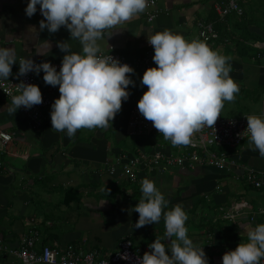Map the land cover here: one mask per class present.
<instances>
[{"label":"crops","instance_id":"crops-1","mask_svg":"<svg viewBox=\"0 0 264 264\" xmlns=\"http://www.w3.org/2000/svg\"><path fill=\"white\" fill-rule=\"evenodd\" d=\"M213 1L156 0L158 15L153 21L147 22L146 9L106 37L110 51L135 63L147 49V30L168 28L191 40L200 39L198 21L213 22L217 30L222 25L227 34L224 31L219 40L208 45L231 53L229 63L233 70L230 75L240 87L236 99L225 103L237 105L239 97H243L247 108L240 116L264 114V92L261 93V104H256L260 97L258 91L264 88V61L253 58L255 48H242L235 43V39L240 40V32L233 35V27L242 17L232 13L227 16L225 24L210 20L214 15L217 18L212 8ZM248 1L241 3L242 8ZM27 3L28 0H0V46H13L18 57L30 55L35 62L62 63L64 52L57 47V41L69 40V30L61 26L54 33L46 28L40 31L39 22L45 18L39 5L37 12L29 17L25 12ZM30 26H35L37 32H31ZM248 29L253 35L261 36L262 41L258 43L264 42V31L254 24H250ZM9 36L13 39L10 40ZM41 39L51 42L47 56L35 51V44ZM252 42L249 40L250 46L255 44ZM72 44L74 50H79L78 42L72 41ZM244 56L250 62L245 61ZM133 68L135 71L129 75L135 84L128 86L130 95L122 102L112 126L79 129L74 137L52 128L51 106L43 109L46 120L42 128L32 130L21 110L13 114L6 110L10 102L0 93V126L13 136L1 156H6L8 161L3 162L0 170V264L17 263L16 256L2 247L8 250L16 248L31 230L38 232L37 247L41 243L73 244L97 250L104 258L116 251L124 239L143 246L164 235L163 218L157 224L134 227L139 213L131 209L142 196L141 183H116L115 178L107 174L109 164L121 150L131 153L148 150L155 141L173 146L170 141L155 135L149 136L155 139L149 144L140 140L125 143L123 140L126 136L134 138L127 133L128 114L132 104L138 102L147 89L146 85H141L146 69ZM18 71L17 62L8 78ZM215 150L226 152L235 161L231 171L175 166L155 172L149 178L170 201L168 207L177 203L184 206L188 213L186 226L189 236L198 246L204 247L209 264H222L223 254L247 239L243 226L264 222V216H257L253 221L249 219L252 212L264 207V157L258 150H253L248 139L235 148L216 147ZM246 169L254 170L263 181L260 188H254L243 180L241 175ZM234 200L242 205L241 216L234 220L213 221L219 208L228 210ZM164 242L169 243L170 238L166 237Z\"/></svg>","mask_w":264,"mask_h":264},{"label":"clouds","instance_id":"clouds-1","mask_svg":"<svg viewBox=\"0 0 264 264\" xmlns=\"http://www.w3.org/2000/svg\"><path fill=\"white\" fill-rule=\"evenodd\" d=\"M38 5L45 18L39 22L40 31L46 28L54 33L66 26L70 32L69 40L57 41L64 52L61 66L57 70L50 61L36 63L30 55L18 57L13 46H0V84L8 81L17 62L18 76L33 71L39 75L43 70L45 83L59 86L60 95L50 112L53 129L74 137L79 129L112 126L122 102L130 95L128 86L135 84L129 75L135 69L111 54L106 37L143 13L149 0H28L26 15L35 14ZM30 31L36 33L37 29L30 26ZM147 40L154 48L155 65L143 73L141 85L147 89L138 100V109L173 146L190 145L194 133L214 127L225 102L234 101L240 92L230 75L231 58L204 40H189L168 28L147 30ZM72 41L79 43V50H74ZM51 47L49 40L41 39L35 51L47 56ZM16 85L14 93L7 92L11 95L6 109L10 114L21 106L31 108L42 103L38 84L21 81ZM246 117L247 127L240 135L264 157V114ZM141 193L131 209L139 213L134 227L157 224L163 218L165 232L149 243L150 251L138 258L139 264H209L204 247L189 236L184 206L177 203L168 207L170 201L147 177L141 181ZM243 227L247 239L227 250L222 264H261L264 259V222ZM166 237L169 243L164 242Z\"/></svg>","mask_w":264,"mask_h":264},{"label":"built area","instance_id":"built-area-1","mask_svg":"<svg viewBox=\"0 0 264 264\" xmlns=\"http://www.w3.org/2000/svg\"><path fill=\"white\" fill-rule=\"evenodd\" d=\"M243 1L214 0L212 8L217 15L216 21L225 24L227 16L232 13L236 14L238 18L242 17L243 8L241 3ZM155 5L156 0H149V6L146 11L147 22L153 21L158 15ZM197 28L200 39L208 44L214 43L220 38V33L213 22L198 21ZM251 47L255 48L253 58L257 61H264V42H257L252 44ZM110 52L114 57L119 58L122 63L126 62L132 67L137 66L146 69L155 65L153 60L154 48L149 43L141 58L136 60L135 63H131L119 53ZM52 64L59 70L61 63ZM17 73L8 78V81L0 84V93L11 103V95H8L7 92L14 93L17 87L16 84L21 81L38 84L42 91V103L33 105L31 108L21 106L19 110L27 116L31 129L39 130L46 120L43 109L51 106L54 102L53 98H57L60 95L59 86L45 83L43 70H41L39 75L34 71L19 76ZM247 123L246 115L240 117H218L214 127H205L203 130L194 133L190 145L171 147V145L166 146L162 141H155L149 151L142 149L136 153H131L127 150H121L114 157L112 163L109 164L107 174L114 177L116 183L126 181L131 184H138L141 183L143 178H149L151 174L162 171L166 167L195 168L199 166L229 172L236 165L235 161L230 159L226 152H218L215 148L231 149L239 146L247 139L240 135L247 127ZM127 133L134 138L154 135L163 138L162 134L153 126V123L140 113L138 102H134L129 111ZM12 139V134L0 126V155L5 152ZM3 166L4 163L0 157V170ZM241 176L243 180L254 188H260L263 185V181L252 169H246ZM242 209V205L234 200L228 210L220 207L213 221L234 220L236 217L241 216ZM257 216H264V207L252 212L249 217L250 221L255 220ZM37 241L38 232L31 230L23 237L16 248L11 250H8L7 247L2 248L16 256V264H139L138 258L142 257L146 251H150L148 247L150 242L143 246H136L131 240L124 239L116 251L109 257L104 258L94 249L87 250L73 244L60 246L56 242L41 243L37 247ZM124 256L127 258H124ZM261 264H264V259L261 260Z\"/></svg>","mask_w":264,"mask_h":264},{"label":"trees","instance_id":"trees-1","mask_svg":"<svg viewBox=\"0 0 264 264\" xmlns=\"http://www.w3.org/2000/svg\"><path fill=\"white\" fill-rule=\"evenodd\" d=\"M216 16H212V18L210 19L211 21L215 20ZM250 24H254L255 26L259 27L261 31H264V0H249L247 3H245L243 5V15H242V19L235 23V27H233V35L237 34V31L240 32V35L238 37V39H240L239 41H237V39H235V43L242 47H250L253 49V47L250 46L249 40H252V43H256L258 41H262L260 39L261 36L254 34L252 32L249 31L248 26ZM222 25H220L219 28L220 29V35L223 36L224 35V31L225 34L226 30L224 27H221ZM218 28V30H219ZM237 36V35H236ZM232 37V36H231ZM241 37V38H240ZM231 41V39H230ZM248 41V42H247ZM240 42V43H239ZM144 138V137H142ZM148 138V137H147ZM212 222V219H211Z\"/></svg>","mask_w":264,"mask_h":264},{"label":"rangeland","instance_id":"rangeland-1","mask_svg":"<svg viewBox=\"0 0 264 264\" xmlns=\"http://www.w3.org/2000/svg\"><path fill=\"white\" fill-rule=\"evenodd\" d=\"M222 54H224V55H226V56H231V53H228L227 51H223V50H221L220 51ZM244 60L245 61H247V62H250L249 60H248V58L247 57H245L244 56ZM231 69L233 70V68H232V66H231ZM231 70V71H232ZM262 92H264V88H262V89H260L259 91H258V93H259V95H260V97H259V99H258V101H257V103L256 104H261V100H262V97H261V93ZM249 97H251L250 95H249ZM240 99H239V102H238V104L237 105H235L234 103H233V105H227L226 103L224 104V107H223V109H222V111H221V116L222 117H229V116H232V117H239L240 115H242L241 114V112H244L245 111V109L247 108V104H246V102H243L242 101V99H243V97H239ZM233 102V101H232ZM232 108V109H231ZM153 139V140H152ZM123 140H125V143L127 142H133V141H135V140H140L141 142H144V143H150V141L152 140V141H154L155 139L154 138H151V137H148V138H140V139H135V138H130V137H125ZM148 150L147 151H149V150H151L152 149V147H148L147 148ZM2 155H0V157H1ZM2 158V160H3V162L5 163V161H8V159H7V157L5 156L4 158L3 157H1ZM128 184H131V183H129V182H127ZM211 222V220L210 219H208V222ZM219 223H222V221H219ZM188 225H191V223L189 222V224ZM36 246H38V244L36 245Z\"/></svg>","mask_w":264,"mask_h":264}]
</instances>
